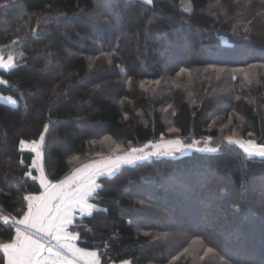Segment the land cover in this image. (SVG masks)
<instances>
[{
	"label": "trees",
	"instance_id": "trees-1",
	"mask_svg": "<svg viewBox=\"0 0 264 264\" xmlns=\"http://www.w3.org/2000/svg\"><path fill=\"white\" fill-rule=\"evenodd\" d=\"M111 1L114 17L98 26L89 17L97 0H0V50L16 53L0 70V245L15 238L27 197L42 192L33 153L21 149L41 136L53 183L103 138L137 147L167 136V116L177 136L193 139L218 137L232 118L238 136L264 147V0ZM104 27L113 39L94 37ZM188 45L209 54L160 56ZM46 65L42 79L34 71ZM246 67L248 80L227 73ZM257 178L264 158L226 150L123 166L98 180L89 213L69 231L98 264H264V194L247 190ZM167 206L187 230L167 226Z\"/></svg>",
	"mask_w": 264,
	"mask_h": 264
},
{
	"label": "rangeland",
	"instance_id": "rangeland-1",
	"mask_svg": "<svg viewBox=\"0 0 264 264\" xmlns=\"http://www.w3.org/2000/svg\"><path fill=\"white\" fill-rule=\"evenodd\" d=\"M111 3H112L111 0H97L95 11L89 16L90 19L94 21V24L97 23L98 26L99 25L103 26L104 24L105 26H107L108 20H106L104 16L107 15L111 18L114 17L113 16L114 11L108 9V5ZM116 25L117 24L114 23V27H116ZM114 27H111V28H114ZM93 32H94V37L96 38L102 37L105 39H113V35L115 33V31H113L112 29L107 30L106 27H104L103 32H100L95 29ZM203 41L204 39H199V43ZM221 42L225 45L228 44L224 38L221 39ZM135 51H139V50L135 49L134 52ZM170 51L171 50H167V49L164 51H161L160 56L161 55L170 56L174 60H183L188 56V54H192V56H194L195 58H206V56H208L209 54V49L200 48V47L194 48L191 45L190 46L188 45L186 49L180 54L178 55L176 54L177 56H174L175 54L172 55ZM113 54L114 52L110 53L109 56ZM242 55L239 54V56H242V57L247 56L246 53H243ZM15 56H16V53L14 51L4 50L1 52L0 50V70H6L10 68L11 66H13L15 62ZM9 57H11V59H9ZM166 66L167 65L164 66V69H163L164 71H165ZM219 69L221 73L222 71H225L222 68H219ZM49 70H50V67L46 65L45 67L37 68L34 71V73L37 76L42 77V79H46V76H49V75H46V72H48ZM227 73H232V75L237 74L243 80L245 79L248 80L249 78H252L254 76V74L251 72V67H248V68L246 67L244 69H239L237 71L227 70ZM108 74L110 75L109 71H108ZM108 93L111 97H115L117 94L116 90L114 89H110ZM214 120L217 123L219 121V118L215 117ZM165 122H167V125H168V129L166 133L167 136L160 137L159 139L155 141H150L148 143H145L137 147H131V146L124 147V145L119 141H115L107 137L103 138L101 145L95 148L98 150L97 153L94 154L92 152L93 153L92 156L89 158H86L83 161H80V159L78 158H74L73 160L75 163H77V165L66 176H64L61 180H59L55 184L50 182V180L47 178V175L45 173L44 137L43 139H41L42 137L41 136L36 141L23 143L21 146V149L24 151H29L33 153L34 157L32 161V167L35 169L37 173L36 179L37 181H39L40 186L44 191V194L46 193V191L51 192L52 190H54L53 186H61L63 182L71 180V178L74 176L87 177L91 173H95V182L97 185L96 187L97 189L99 185L98 180L100 178L112 176L123 166H133L135 164L146 162L154 158H164V157L175 158V157L187 155L193 152L211 154V153L219 152L221 150L237 151L238 155H240L243 159L264 158V155H261V152H264V147L258 145L254 140H252V138L248 137V135L246 137L238 136L240 132H235V130H233L234 128L232 126V118L226 120L220 126L218 137L213 138L211 136H204V137H201L200 139L181 138L176 135V131L173 129L172 125L168 123V116L165 118ZM92 129L93 128H90L88 130H83V131H85L86 133H90ZM133 148L143 149L144 154L148 155V158L145 160L136 161L134 164H131V165L124 164L122 162V158L131 154V150ZM152 153H155V155H152ZM118 160L121 161L119 163V166H117V163H116ZM41 181H43V183H41ZM178 182H179V178H178ZM174 183H176V181ZM174 183L172 184V186H175ZM250 183H251V186L248 187L249 189L247 188V190L253 191L256 189L257 191L259 190L263 192L264 194V182L261 183V181H259V179L257 178V179H251ZM45 186H47V189L45 188ZM71 190L72 188L70 187L69 191ZM90 197H88L87 200ZM204 200H202L200 203H203ZM167 208L172 212L174 211L175 213V214L173 213L170 216L169 218L170 223H167V226L169 225L173 227L175 230H178V229L187 230L188 228L186 226L183 227L182 225H180L181 219L183 216L181 214L182 212L176 213L175 207H172V206H167ZM87 213H89V211ZM81 215H85V210H84V213ZM149 219L143 221L141 225H144L146 222L151 221ZM153 222L154 224L158 223V221L156 220H153ZM174 231H171V232L173 233ZM171 232H170V236L172 234ZM175 237H176V234H173V239L171 241L175 240ZM183 238H185L187 242L189 241L187 243L189 247L196 246L197 240H192V239L190 240V238L186 235L183 236ZM53 245L52 246L55 249L61 250L60 252H62V254H64L65 256L67 255L68 257H71V255L68 254V252L65 249L60 248L59 246L55 244Z\"/></svg>",
	"mask_w": 264,
	"mask_h": 264
},
{
	"label": "snow or ice",
	"instance_id": "snow-or-ice-1",
	"mask_svg": "<svg viewBox=\"0 0 264 264\" xmlns=\"http://www.w3.org/2000/svg\"><path fill=\"white\" fill-rule=\"evenodd\" d=\"M261 155H264V152H261ZM147 158L148 155L144 154L143 149L133 148L131 154L122 158V162L131 165ZM120 162H116L117 166ZM53 187L54 191H46L45 195L27 197L30 201L28 214L18 222L23 225V232L17 228L16 242L4 245V251L8 253V264H71L60 251L52 247L51 240H55L60 248L70 251L74 257L80 254V250L71 244L74 237L65 232V225L71 223L73 206L85 204L87 198L96 191L95 173L87 177L74 176L61 186ZM45 188L47 189V186ZM33 200L36 201L35 205ZM54 201H59L55 207Z\"/></svg>",
	"mask_w": 264,
	"mask_h": 264
},
{
	"label": "crops",
	"instance_id": "crops-1",
	"mask_svg": "<svg viewBox=\"0 0 264 264\" xmlns=\"http://www.w3.org/2000/svg\"><path fill=\"white\" fill-rule=\"evenodd\" d=\"M50 182H51V181H50ZM52 183H53V182H52ZM55 183H57V182H55ZM55 183H54V184H55ZM52 191H54V190H52ZM45 194H46V193H45ZM45 194H44V191H43V189H42L41 194L38 195V196H42V195H45ZM29 197H37V196H29ZM27 202H30L29 199H27ZM32 203L35 205L36 201L33 200ZM28 204H29V203H28ZM57 204H59V202H58V201H54V202H53V207H55ZM89 208H90V207H89V204H88L87 200H86V203L83 204V205H74V206H73V211H72L71 214H70L71 223L65 225V232H66L70 237H74V239L71 240V244H72L76 249H79V250H80V254H79L78 256H75V257L72 255V253H71L70 251H67V250H66V251L68 252V254L71 255V257H68L67 255L65 256V255L63 254V256L66 257V258L71 262V264H98V256H97V252H95V251H91V250H84V249L79 248V247L77 246L76 242H75V240H76L75 235L71 234L70 231H69V226L72 224L74 218H76V217L80 216L81 214H83V213H84V210H85V214H86V213L89 211V210H88ZM86 210H88V211H86ZM27 214H28V209H27L25 215H27ZM87 214H88V213H87ZM25 215H24V216H25ZM22 220H23V218H22ZM18 227H19V229L21 230V232H23V225H20V224H19ZM18 227H16L15 238L13 239L12 242H10V243H8V244H14V243L16 242V240H17V228H18ZM50 243H51V245H53V244L57 245L55 240H51ZM5 245H6V244H5ZM53 246H54V245H53ZM53 246H52V247H53ZM57 246H58V245H57ZM53 248H54V247H53ZM54 249H55V248H54ZM55 250H57V249H55ZM57 251H61V250H57ZM0 252H1V253L3 254V256H4V264H8V253H6V252L4 251V245H0ZM61 253H62V252H61ZM93 254H94V255H93ZM45 255H46V253H45ZM122 264H127V263H122Z\"/></svg>",
	"mask_w": 264,
	"mask_h": 264
},
{
	"label": "built area",
	"instance_id": "built-area-1",
	"mask_svg": "<svg viewBox=\"0 0 264 264\" xmlns=\"http://www.w3.org/2000/svg\"><path fill=\"white\" fill-rule=\"evenodd\" d=\"M10 226H13V224L12 223H10V222H7Z\"/></svg>",
	"mask_w": 264,
	"mask_h": 264
}]
</instances>
